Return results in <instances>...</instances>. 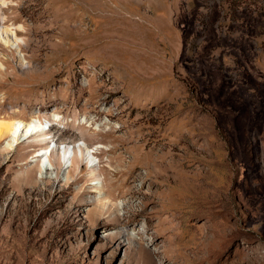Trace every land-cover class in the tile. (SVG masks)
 <instances>
[{
	"label": "rangeland",
	"instance_id": "rangeland-1",
	"mask_svg": "<svg viewBox=\"0 0 264 264\" xmlns=\"http://www.w3.org/2000/svg\"><path fill=\"white\" fill-rule=\"evenodd\" d=\"M3 1L0 264H264V0Z\"/></svg>",
	"mask_w": 264,
	"mask_h": 264
},
{
	"label": "bare ground",
	"instance_id": "bare-ground-1",
	"mask_svg": "<svg viewBox=\"0 0 264 264\" xmlns=\"http://www.w3.org/2000/svg\"><path fill=\"white\" fill-rule=\"evenodd\" d=\"M3 3L4 1L0 0V8ZM3 17H0L1 21L4 19ZM13 27L11 29L12 31H10L9 27H4L0 23V39L4 43H7L10 47L13 46L15 49L19 44V41H17L16 33L17 29L19 28ZM5 134L11 138V143L13 141L15 142V140L17 139L19 140V137L22 136L32 137L36 143H45V145L42 146V151L36 154L37 162L39 164H42L46 159H49L51 156H53L54 153H56L58 155V165L66 166L68 162H70L69 166L70 168H72V171H74V167L78 165V159L85 158V160L88 162L90 161L89 156L92 154L91 153L90 155H88V151L85 145L73 142V144H71L70 142H61V144L59 143V146H56V148L55 146H53L55 144H51L50 146V143H53V136H51V131L49 129H45V127H43V124L36 119H31L27 123H22L19 120L0 122V137L2 135L5 136ZM44 169L47 171V166L44 167Z\"/></svg>",
	"mask_w": 264,
	"mask_h": 264
}]
</instances>
